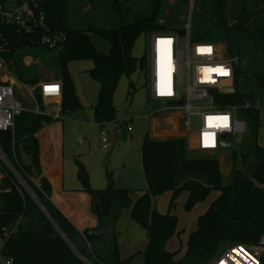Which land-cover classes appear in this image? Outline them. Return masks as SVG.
I'll use <instances>...</instances> for the list:
<instances>
[{
  "label": "trees",
  "instance_id": "16d2710c",
  "mask_svg": "<svg viewBox=\"0 0 264 264\" xmlns=\"http://www.w3.org/2000/svg\"><path fill=\"white\" fill-rule=\"evenodd\" d=\"M36 1L38 12L45 14L47 32L64 33L63 49L55 52L41 44L39 30L27 33L14 25L0 24V55L11 62L21 83L34 87L42 111H25L16 118L14 131L0 130V148L57 226L80 252L93 259L78 230V226H82L80 217L73 216L58 203L62 211L77 223L75 225L46 196H51L52 187L41 175L38 133L54 120H61L80 109L81 102L69 71V63L78 59L93 62L88 73L100 85L93 108L94 118L101 125L115 121L117 108L113 96L120 78L123 75L130 77L145 68V58L138 59L133 55L135 40L155 31L185 35L188 19L183 15L190 0ZM92 33L108 41L107 53L95 47L90 38ZM190 36L192 41L222 44L224 53L231 58H238L243 41L249 40L262 54L263 68L260 73L251 75L253 91L250 94L238 90L236 94L242 100L261 98L264 103V0H195ZM52 53L56 57L58 78L62 84L59 117L46 112L37 86L41 81L38 62L51 64ZM28 55L34 59L30 65L24 62ZM234 71L237 86L238 62ZM129 85L132 94V80ZM240 115L246 121L247 131L228 157L231 161L230 183L224 181L217 156L201 151L189 156L190 148L182 137L145 135L141 159L147 187L134 202L130 189L116 187L110 174L106 187H93L86 165L76 158V176L81 190L90 195L91 209L98 218L95 226L83 229L95 255L106 264H125L131 260V257L121 258L114 231V221L125 206L131 207L133 218L147 233L148 243L142 252V264H209L217 257L221 245L227 248L234 244H258L264 236V146L258 141L264 117L254 108H242ZM41 136L48 147L45 162L51 165L54 150L50 129ZM21 152L29 159L28 164L24 163ZM4 169L0 180V234L5 227L16 229L5 239L2 255L12 258V264H85L13 173ZM33 179H38V185ZM213 190L218 192L217 196L199 215L197 228L189 234L184 254L177 259L176 252L166 247L178 225V216L171 209L182 191L187 194L185 209L190 211ZM165 191H172V197L167 213H161L154 199ZM103 227L106 231L100 232ZM106 232L108 235L104 236ZM260 258L264 264V253Z\"/></svg>",
  "mask_w": 264,
  "mask_h": 264
},
{
  "label": "rangeland",
  "instance_id": "374dc122",
  "mask_svg": "<svg viewBox=\"0 0 264 264\" xmlns=\"http://www.w3.org/2000/svg\"><path fill=\"white\" fill-rule=\"evenodd\" d=\"M184 12V18L189 20L190 6L184 8ZM90 38L99 51L104 53L108 52L109 43L106 39L94 33L90 34ZM148 40V34L140 35L135 40L133 55L136 58L141 59L148 53ZM184 40L186 41V38ZM219 45L223 48L222 44ZM50 58L52 62L49 65H44L41 61L38 62L41 79L49 78L56 80L57 78L58 68L56 66L55 54L52 53ZM27 62L29 64L33 63V57L29 58ZM237 62L240 66V72L236 88L243 94H250L253 91L251 87V75L253 73H260L263 68L262 54L253 48L249 40H245L242 43ZM92 67L93 62L89 59H78L69 63V71L73 78L76 93L84 103V107L79 110L80 113L83 112L79 118L81 123L75 130H73V125L69 120H64V122L63 120H54L51 123L53 125V128L50 129L52 141L55 137L54 132L58 131V127L64 132L62 138V153L57 152L51 165L41 164V175L49 180L52 187L51 196L58 203L65 206L64 208L68 212H71L72 215H85L89 218L90 222L96 225L97 223L94 221V217L89 209L87 193L81 190V183L76 176L74 156H80V158H83V161L85 160L88 163L89 170L93 175L91 179L93 187H106L108 184V174H110L114 179L116 187L130 189L132 201L134 202L139 196V189L147 187L141 159L142 144L145 135L159 137L162 135L157 134V132H174L179 130L173 124L174 120H177L178 117L172 115L173 113L169 115L167 111H162L163 102H149V82L147 74L143 70H138L131 74L130 77L123 75L118 82L113 96V103L117 108V118L115 121L108 122L106 126L113 146L108 151L102 150L99 146L96 126L88 124L89 116H93L94 112L91 105L95 103L100 88L99 83L88 73V70ZM131 80L134 84L132 94L129 92V83ZM17 92L26 108L32 109V105L40 103L37 97H35V94L32 97L25 88L21 89V93H19L20 91L18 89ZM45 103L46 100L43 99V104L46 105ZM156 110L159 112L153 115L152 118H146V114H150ZM127 120L132 122V130L130 132L127 129ZM171 120L173 122H169ZM115 128L121 130L120 134L114 133ZM198 128L199 119L197 116H193L192 127L188 134L194 138ZM154 133H156L155 136H153ZM242 135L240 134L234 139L233 146L225 148L217 156L220 160L225 183H230L231 181V161L228 157L236 148V144ZM80 138H82V142L79 141ZM258 141L260 145H264V120H262V126L259 130ZM196 153L197 151L191 148L188 149L189 156H194ZM21 156L24 163L28 164L29 159L23 152H21ZM6 163L0 157V180L4 176V168H8L15 177L19 174L9 160L8 165ZM43 170L47 174L46 176L43 174ZM62 170L64 179L62 178ZM34 173L38 179L41 178L36 169H34ZM20 180L23 184H21L22 188L28 194V191L32 192L37 198L26 181L23 178ZM217 193L216 190H213L204 201L198 203L190 211L185 209V201L187 199L186 191H182L177 198L175 207L171 209V212L178 216L177 232L166 245L169 251L176 252L175 256L177 259L184 254L189 234L197 228L199 215L207 210L210 203L217 196ZM46 196L48 199L51 197L49 195ZM171 197L172 191H165L155 197L154 204L161 213H167L169 210ZM37 201L43 207L47 216L52 220V217L38 198ZM52 222L72 251L76 253V250H78L76 245L68 239L53 220ZM105 231L106 227H103L100 232ZM114 231L121 258L131 257V260L125 264H142V252L147 246L148 238L145 228L133 218L131 207L125 206L120 210L117 219L114 221ZM103 235L107 236L108 233L106 232ZM103 244H106L105 241H103ZM225 248V245H221L217 256H220Z\"/></svg>",
  "mask_w": 264,
  "mask_h": 264
},
{
  "label": "built area",
  "instance_id": "2783aa9c",
  "mask_svg": "<svg viewBox=\"0 0 264 264\" xmlns=\"http://www.w3.org/2000/svg\"><path fill=\"white\" fill-rule=\"evenodd\" d=\"M195 0H190V18L186 24V33L181 35L174 32H150L147 44L148 53L144 56L145 68L149 82V99L152 102H163L162 111L178 117L171 120L179 131L177 137L184 138L189 148L218 156L219 152L234 144V139L245 134L247 124L240 115L242 108H254L264 117V103L261 98L242 100L237 96L235 86L234 65L237 58L227 57L221 45L212 42L191 40V12ZM36 0H5L0 2V24L14 25L27 33L39 32V41L53 51H61L65 40L64 33H49L46 17L37 10ZM186 38V41L184 40ZM163 63L160 64V57ZM32 58L26 56L24 62ZM43 98H61L62 84L57 80H47L39 83ZM25 88L33 97L34 87L21 83L11 67V62L0 55V130L14 131L16 118L25 111L41 113L37 104L34 108H26L17 92ZM234 91L230 92L229 89ZM235 100L232 101V99ZM166 102V104H164ZM59 107V102H54ZM47 112L53 113L45 105ZM158 110L146 114L150 119ZM168 115V116H169ZM199 119V128L195 137L188 132L192 127V117ZM55 117H59L56 115ZM89 122L98 128V138L101 148L110 150L112 141L105 125H101L92 116ZM127 129L132 130V122L127 120ZM182 129V130H181ZM81 142L82 139L80 138ZM230 141L231 145H224ZM0 157L8 165V159L0 148ZM20 174L16 178L21 182ZM33 181L37 184L35 179ZM24 182V180H23ZM22 184V183H21ZM26 184V183H25ZM23 185V184H22ZM51 202L65 215L58 202L50 197ZM66 216V215H65ZM85 226L89 221L81 214H77ZM68 218V217H67ZM69 219V218H68ZM70 220V219H69ZM72 222V221H71ZM74 222V221H73ZM77 224L76 222H74ZM87 227V226H85ZM15 227H5L0 234V264H12V258H6L1 250L5 239L14 231ZM83 235L93 259L76 250V255L85 264H106L94 253L83 230ZM264 253V236L255 245L234 244L215 257L209 264H263L261 255Z\"/></svg>",
  "mask_w": 264,
  "mask_h": 264
},
{
  "label": "crops",
  "instance_id": "0c3cea01",
  "mask_svg": "<svg viewBox=\"0 0 264 264\" xmlns=\"http://www.w3.org/2000/svg\"><path fill=\"white\" fill-rule=\"evenodd\" d=\"M47 80H51V79H49V78H43V79H41V81H40V83L41 82H43V81H47ZM56 80L57 81H59V78H58V75H57V78H56ZM38 86V88H39V90H40V92H41V85H37ZM34 94V93H33ZM43 99H45L46 100V106L48 107L49 105H54L53 103L54 102H59V107L57 108V110H55L52 114L54 115V116H56V115H60L61 113H60V110H61V98H59V99H57V98H43ZM96 101H97V99H96ZM96 101H95V103H93L92 105H91V107H92V109L94 108V106H95V104H96ZM80 102H81V107H80V109L81 108H83L84 107V103L80 100ZM25 105V104H24ZM37 105V103L36 104H34V105H32L31 107L32 108H34L35 106ZM28 107V106H27ZM86 108H88V107H86ZM30 109V108H29ZM79 109V110H80ZM79 110L78 111H76V112H74V113H70V114H68V115H66V116H64L63 117V119H61V120H63V122H64V120H69L71 123H72V125H73V130H75L76 128H77V126L81 123V121L79 120V118H80V116L82 115V113L83 112H79ZM47 112V111H46ZM49 113H51V112H49ZM68 116V117H67ZM92 116H89V120H90V118H91ZM89 120H88V124H90V125H92V126H95V125H93V124H91L90 122H89ZM106 126H107V124H106ZM52 129L53 128V125L50 123L49 125H47L44 129H42L39 133H38V138H39V140H40V164H47L48 165V163L47 162H45V151L48 149V147L46 146V145H44V140H43V138H42V136H41V134L46 130V129ZM97 128V127H96ZM97 130H98V128H97ZM120 129H118V128H115V131H114V133L115 134H120ZM51 133V132H50ZM55 133V137H54V140L52 141V145H51V147H52V149L54 150V155H51V160H52V162H53V160H54V157L56 156V154H57V152H61L62 153V138H63V135H64V132H62L61 130H60V128L58 127V131H56V132H54ZM157 134H161L162 136H173V137H177V132L176 131H174V132H157ZM156 135V133H154L153 134V136H155ZM98 137V136H97ZM82 139V138H81ZM82 142V141H81ZM98 142H99V146H100V148H101V145H100V141H99V138H98ZM80 143V142H79ZM46 148H45V147ZM112 146H113V144H112ZM264 146V145H263ZM102 150H104L103 148H101ZM108 151V150H107ZM91 155V154H90ZM89 155V156H90ZM76 158H79L80 160H82L83 158H80V156H74V163H75V159ZM83 161V160H82ZM85 162V160L83 161V163ZM87 162H88V160H87ZM85 165H86V167H87V169H88V171H89V174H90V181H91V179L93 178V175H92V173L90 172V170H89V165H88V163H84ZM75 165V164H74ZM75 168H76V165H75ZM76 171V170H75ZM43 174L46 176L47 174L44 172V170H43ZM63 176H64V174H63V170H62V178H63ZM64 179V178H63ZM37 183H38V180H35ZM63 184V183H62ZM92 185V184H91ZM96 188V187H95ZM146 188V187H145ZM145 188H141V189H139L140 190V193H139V196L141 195V193H142V191L145 189ZM57 189H59V188H57ZM138 196V195H137ZM139 196H138V198H139ZM51 198L52 199H54L52 196H51ZM88 198V197H87ZM137 198V199H138ZM136 199V200H137ZM55 200V199H54ZM88 205H89V209H90V211H91V213H92V215H93V217H94V221L97 223L98 222V218H97V215L92 211V209H91V202H90V197L88 198ZM65 207V206H64ZM74 212V211H73ZM65 213V212H64ZM71 213V212H70ZM74 214H76V212H74ZM66 215V214H65ZM82 215V214H81ZM73 216H75V215H73ZM83 217L82 218H85V219H87L89 222L85 225V226H87V227H91V226H95L94 224H93V222H90V220H89V218H87L85 215H82ZM66 217H68L67 215H66ZM69 218V217H68ZM70 219V218H69ZM72 222H73V220L72 219H70ZM74 223V222H73ZM75 224V223H74ZM76 225V224H75ZM85 226H81V227H79L78 226V229H80V230H83L84 228H86Z\"/></svg>",
  "mask_w": 264,
  "mask_h": 264
},
{
  "label": "water",
  "instance_id": "95a60500",
  "mask_svg": "<svg viewBox=\"0 0 264 264\" xmlns=\"http://www.w3.org/2000/svg\"><path fill=\"white\" fill-rule=\"evenodd\" d=\"M229 91H230V92H233L234 89H233V88H230ZM149 102H152V100L149 99ZM164 104H166V102H164ZM48 108H49L50 110L55 111V110H57L58 106H57L56 104H54V105H49ZM224 145H226V146H230L231 143H230V141H227V142H225ZM244 152H246V150H244ZM20 184H21V182H20ZM27 191H28V190H27ZM28 192H29V194L31 195V197L36 201V203L40 206V203H38L37 198L34 196V194H32V192H30V191H28ZM86 195H87L88 198L90 197L89 194H86ZM40 208L43 209V207H41V206H40ZM96 209H97V211H100V208H99L98 206L96 207ZM43 211L45 212L44 209H43ZM45 213H46V212H45Z\"/></svg>",
  "mask_w": 264,
  "mask_h": 264
},
{
  "label": "bare ground",
  "instance_id": "6f19581e",
  "mask_svg": "<svg viewBox=\"0 0 264 264\" xmlns=\"http://www.w3.org/2000/svg\"><path fill=\"white\" fill-rule=\"evenodd\" d=\"M163 61H164L163 56H161V57H160V64H162ZM223 264H225V262H223Z\"/></svg>",
  "mask_w": 264,
  "mask_h": 264
}]
</instances>
